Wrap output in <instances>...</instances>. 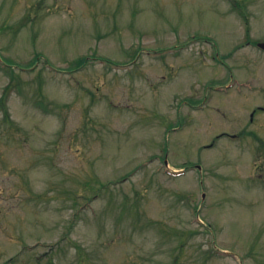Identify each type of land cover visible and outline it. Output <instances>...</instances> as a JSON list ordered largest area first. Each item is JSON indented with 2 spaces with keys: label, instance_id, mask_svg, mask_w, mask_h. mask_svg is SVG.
I'll return each mask as SVG.
<instances>
[{
  "label": "rangeland",
  "instance_id": "374dc122",
  "mask_svg": "<svg viewBox=\"0 0 264 264\" xmlns=\"http://www.w3.org/2000/svg\"><path fill=\"white\" fill-rule=\"evenodd\" d=\"M262 42L264 0H0V264H264Z\"/></svg>",
  "mask_w": 264,
  "mask_h": 264
},
{
  "label": "trees",
  "instance_id": "16d2710c",
  "mask_svg": "<svg viewBox=\"0 0 264 264\" xmlns=\"http://www.w3.org/2000/svg\"><path fill=\"white\" fill-rule=\"evenodd\" d=\"M0 107H5L4 102H3V99H0ZM4 119H5V121L8 122L9 124H13V123L10 121L11 118H10V115H9L8 112H5V114H4Z\"/></svg>",
  "mask_w": 264,
  "mask_h": 264
},
{
  "label": "flooded vegetation",
  "instance_id": "af4514ba",
  "mask_svg": "<svg viewBox=\"0 0 264 264\" xmlns=\"http://www.w3.org/2000/svg\"><path fill=\"white\" fill-rule=\"evenodd\" d=\"M259 109H260V111L264 112V108L263 107H260Z\"/></svg>",
  "mask_w": 264,
  "mask_h": 264
},
{
  "label": "water",
  "instance_id": "95a60500",
  "mask_svg": "<svg viewBox=\"0 0 264 264\" xmlns=\"http://www.w3.org/2000/svg\"><path fill=\"white\" fill-rule=\"evenodd\" d=\"M260 47L264 48V44H260Z\"/></svg>",
  "mask_w": 264,
  "mask_h": 264
}]
</instances>
